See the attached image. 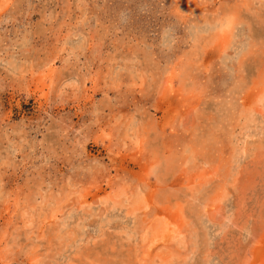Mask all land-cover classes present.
I'll use <instances>...</instances> for the list:
<instances>
[{"label": "rangeland", "instance_id": "1", "mask_svg": "<svg viewBox=\"0 0 264 264\" xmlns=\"http://www.w3.org/2000/svg\"><path fill=\"white\" fill-rule=\"evenodd\" d=\"M0 264H264V0H0Z\"/></svg>", "mask_w": 264, "mask_h": 264}, {"label": "bare ground", "instance_id": "2", "mask_svg": "<svg viewBox=\"0 0 264 264\" xmlns=\"http://www.w3.org/2000/svg\"><path fill=\"white\" fill-rule=\"evenodd\" d=\"M120 205V204H119Z\"/></svg>", "mask_w": 264, "mask_h": 264}]
</instances>
